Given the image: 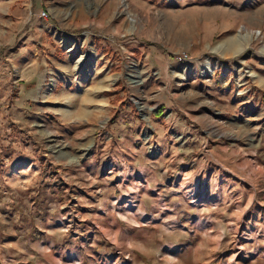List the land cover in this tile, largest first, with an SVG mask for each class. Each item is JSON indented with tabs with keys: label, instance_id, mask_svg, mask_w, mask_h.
<instances>
[{
	"label": "rangeland",
	"instance_id": "obj_1",
	"mask_svg": "<svg viewBox=\"0 0 264 264\" xmlns=\"http://www.w3.org/2000/svg\"><path fill=\"white\" fill-rule=\"evenodd\" d=\"M20 250L264 264V0H0L1 264Z\"/></svg>",
	"mask_w": 264,
	"mask_h": 264
},
{
	"label": "crops",
	"instance_id": "obj_2",
	"mask_svg": "<svg viewBox=\"0 0 264 264\" xmlns=\"http://www.w3.org/2000/svg\"><path fill=\"white\" fill-rule=\"evenodd\" d=\"M100 58H102V56H100ZM22 63L23 62H27V59L26 58H23V60L21 61ZM13 67V66H12ZM22 69V66H21V68H20V70H19V73L22 71L21 70ZM20 78H23V77H20ZM25 78H27V77H25ZM25 83H27V81L25 82ZM23 105V104H22ZM19 107H20V105L18 104V103H15L12 107H11V112L13 111H15V110H17V109H19ZM23 107V106H22ZM21 107V108H22ZM27 108V107H26ZM26 108H24V110L26 109ZM134 120L135 119H133L132 121L134 122ZM121 120L120 119H117V123L116 124H118L119 122H120ZM124 122H126V121H124ZM121 123V122H120ZM129 134H128V141H134L133 140V135L132 134H130V133H133V131H134V128L132 127V128H130L129 127ZM19 131H21L22 132V137H25V135L26 134H28V135H30V133L29 132H31L32 131V129L31 128H29V127H26L25 125H21V124H19ZM130 135H132L131 137H130ZM27 136V135H26ZM21 141H24V139L22 138V140ZM25 142H26V140H25ZM32 142H37L36 140H32ZM162 150H163V148H162ZM136 158V157H135ZM44 182V183H43ZM44 184V185H46V187L49 189L50 187H54L53 189L54 190H56L55 188L57 187V185H56V182L55 181H49V180H45V178H42L41 180H40V183L39 184ZM20 227L22 230H23V228H24V224L23 223H20V224H17V225H14V228H16V227ZM21 229L19 230L20 232H22L21 231ZM18 233V232H17ZM8 237H4L3 239H2V242H4L5 244L6 243H10L13 239H15V240H17V239H19V237H18V234H16L15 233V235L14 236H10V235H7ZM9 238V239H8ZM20 253H22V254H20V256H22V257H26V258H28V259H26V260H24V258L21 260V264H30L31 262H33L34 261V256L32 257L31 255H28V256H25V253L23 252V251H19ZM1 253V252H0ZM13 255V254H12ZM32 257V258H31ZM5 260V258L2 256V255H0V264L3 262Z\"/></svg>",
	"mask_w": 264,
	"mask_h": 264
},
{
	"label": "bare ground",
	"instance_id": "obj_3",
	"mask_svg": "<svg viewBox=\"0 0 264 264\" xmlns=\"http://www.w3.org/2000/svg\"><path fill=\"white\" fill-rule=\"evenodd\" d=\"M215 48H216V47H215ZM217 48H219V47H217ZM217 48H216V49H217Z\"/></svg>",
	"mask_w": 264,
	"mask_h": 264
}]
</instances>
